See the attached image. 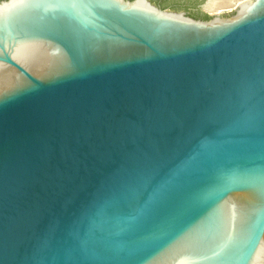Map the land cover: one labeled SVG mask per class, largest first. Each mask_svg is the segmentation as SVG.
<instances>
[{"label": "water", "instance_id": "1", "mask_svg": "<svg viewBox=\"0 0 264 264\" xmlns=\"http://www.w3.org/2000/svg\"><path fill=\"white\" fill-rule=\"evenodd\" d=\"M0 264H264V0H0Z\"/></svg>", "mask_w": 264, "mask_h": 264}, {"label": "rangeland", "instance_id": "2", "mask_svg": "<svg viewBox=\"0 0 264 264\" xmlns=\"http://www.w3.org/2000/svg\"><path fill=\"white\" fill-rule=\"evenodd\" d=\"M153 2L161 5L162 7H171L175 9L184 10L188 14L196 15L199 18H207L214 11H210L202 7L204 0H152ZM220 14L229 15L233 12L232 8H222L219 11ZM206 15V16H205ZM195 17V16H194Z\"/></svg>", "mask_w": 264, "mask_h": 264}, {"label": "bare ground", "instance_id": "3", "mask_svg": "<svg viewBox=\"0 0 264 264\" xmlns=\"http://www.w3.org/2000/svg\"><path fill=\"white\" fill-rule=\"evenodd\" d=\"M241 0H207L204 7L210 11H219L222 8H232Z\"/></svg>", "mask_w": 264, "mask_h": 264}, {"label": "flooded vegetation", "instance_id": "4", "mask_svg": "<svg viewBox=\"0 0 264 264\" xmlns=\"http://www.w3.org/2000/svg\"><path fill=\"white\" fill-rule=\"evenodd\" d=\"M167 8V7H166ZM169 9H175V8H171V7H168ZM175 10H180V9H175ZM190 15H192V14H190ZM192 16H195V17H198V16H196V15H192Z\"/></svg>", "mask_w": 264, "mask_h": 264}, {"label": "trees", "instance_id": "5", "mask_svg": "<svg viewBox=\"0 0 264 264\" xmlns=\"http://www.w3.org/2000/svg\"><path fill=\"white\" fill-rule=\"evenodd\" d=\"M206 16V15H205Z\"/></svg>", "mask_w": 264, "mask_h": 264}]
</instances>
